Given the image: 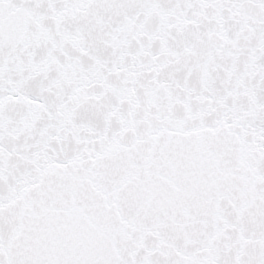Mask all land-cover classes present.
I'll return each mask as SVG.
<instances>
[{"label": "snow or ice", "instance_id": "1", "mask_svg": "<svg viewBox=\"0 0 264 264\" xmlns=\"http://www.w3.org/2000/svg\"><path fill=\"white\" fill-rule=\"evenodd\" d=\"M0 264H264V0H0Z\"/></svg>", "mask_w": 264, "mask_h": 264}]
</instances>
